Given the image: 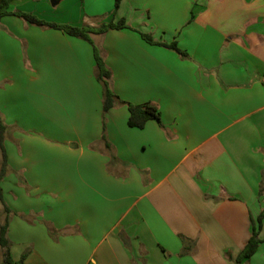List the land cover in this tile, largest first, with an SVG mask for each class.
<instances>
[{
  "label": "crops",
  "instance_id": "crops-1",
  "mask_svg": "<svg viewBox=\"0 0 264 264\" xmlns=\"http://www.w3.org/2000/svg\"><path fill=\"white\" fill-rule=\"evenodd\" d=\"M115 2L13 0L12 9L79 26L125 18L176 41L186 56L134 29L92 35L117 95L157 104L161 123L131 127L125 103L104 112L89 41L2 18L0 66L21 69L7 79L16 105L33 116V205L17 208L47 224L9 225L11 256L28 252L25 264H235L264 212V0ZM8 33L24 43L28 72ZM260 237L241 264H264V222Z\"/></svg>",
  "mask_w": 264,
  "mask_h": 264
},
{
  "label": "trees",
  "instance_id": "trees-1",
  "mask_svg": "<svg viewBox=\"0 0 264 264\" xmlns=\"http://www.w3.org/2000/svg\"><path fill=\"white\" fill-rule=\"evenodd\" d=\"M12 1L13 0H0V24L4 16L15 15V16H19L20 18L24 19L26 22L33 25H37L45 28H56L63 30L72 36L83 38L89 41L93 45L95 62H96V73L98 79L103 84V89H104V101H103L104 112H107L118 103H125L127 104L130 112L128 124L131 127L143 128L146 125V123L152 119L157 120L158 122L161 123V112L157 104L153 102L135 104L124 101L117 95V93L114 91L112 87V82H111L112 72L106 63L103 50L100 46L96 45L92 35L103 34L111 29H124V28L134 29L138 31L147 42L169 47L171 49L176 50L181 55L186 56L187 53L178 46V43L176 41L168 43L165 41L156 40L152 33L143 32L139 29L133 28L131 25L128 24L125 18H121L117 21L111 19L99 25L83 24L81 26L50 22L35 15L34 13L12 9ZM121 1L122 0H116L115 2L116 8L120 6ZM5 130H6V125L4 123L2 116L0 115V146L4 150V162L2 164V168L0 171V201L4 204L5 211L9 213L10 209L5 204L3 188L1 186V180L6 174L7 165H8L7 154L4 146ZM106 145L107 147H110L107 141H106ZM111 159L112 161L118 160V158L115 155H112ZM263 222H264V212H262L259 215L257 220L253 219V233L250 236L249 240L247 241L243 250L238 255L235 264H241L244 260L251 258L257 252L261 242L263 241V238L260 237V232L263 227ZM8 230H9V219L7 216L5 222L0 226V246L3 248V252H4L3 264H25L24 261L27 256L26 253L23 254L22 258L19 261L13 260L10 253L11 241L8 237Z\"/></svg>",
  "mask_w": 264,
  "mask_h": 264
},
{
  "label": "rangeland",
  "instance_id": "rangeland-1",
  "mask_svg": "<svg viewBox=\"0 0 264 264\" xmlns=\"http://www.w3.org/2000/svg\"><path fill=\"white\" fill-rule=\"evenodd\" d=\"M84 24H93L87 20ZM6 31V28H3ZM12 38L17 40L21 46L22 62L27 72L30 67L27 66L28 58L25 45L20 41L19 37L11 33ZM13 54L11 53V57ZM18 71L21 69H10L0 66V115L6 125L4 133V146L7 154V171L1 180L5 204L9 207L10 212L5 211V219L8 216L9 225L13 223H27L33 225L36 223L43 224L46 227L44 217H41L26 208L24 211L18 208L33 205V116H30V110H22L20 105H16L13 96V86L7 78L11 76H19ZM4 78V79H3ZM18 104V103H17ZM28 120V122H27ZM4 162V150L0 146V171ZM36 197V196H35ZM18 207V208H17ZM4 204L0 201V213L4 216ZM4 217H0V225L5 222ZM50 231L57 233L53 228ZM23 230L18 229L17 236L23 235ZM28 234V233H27ZM27 236V235H25ZM12 244V243H11ZM11 246V245H10ZM3 248L0 246V264H3ZM28 254V252H25Z\"/></svg>",
  "mask_w": 264,
  "mask_h": 264
}]
</instances>
